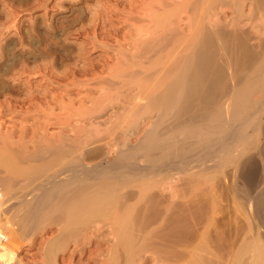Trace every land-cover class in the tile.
<instances>
[{"label":"rangeland","instance_id":"obj_1","mask_svg":"<svg viewBox=\"0 0 264 264\" xmlns=\"http://www.w3.org/2000/svg\"><path fill=\"white\" fill-rule=\"evenodd\" d=\"M203 28L235 45L219 63L230 86L213 103H199L191 116L207 118L251 92L260 106L246 118L254 115L249 120L255 122H229L226 105L225 121L234 126L229 130L227 123L228 141L219 147L178 130V143L204 145L189 153V143L181 145L182 160L195 152L192 163L146 175L148 159L140 150L136 168L146 176L125 175L134 181L118 185L113 203L98 215L71 227L67 214L54 212L30 231L19 230L14 205L23 193L22 199L31 198L34 184L59 172L63 162L45 170L58 151L69 150L68 160L83 158L88 168L107 166L151 133H158L153 141L182 126L188 115L162 121L163 110L152 101L163 91L156 90L157 84L163 88L157 81L173 66L185 72L190 42ZM263 108L264 0H0V204L7 209L4 218H14L0 226L6 264H235L234 256L264 237L254 204L264 189ZM249 158L256 171L252 184L242 173ZM13 163L25 174L44 165L49 176L31 178L33 186L23 192L26 175Z\"/></svg>","mask_w":264,"mask_h":264},{"label":"bare ground","instance_id":"obj_2","mask_svg":"<svg viewBox=\"0 0 264 264\" xmlns=\"http://www.w3.org/2000/svg\"><path fill=\"white\" fill-rule=\"evenodd\" d=\"M204 30H205L204 28L201 29L200 33L197 34L192 39V41L190 42V52H189V55L187 56V58L185 60L186 61L185 69H184L185 72L184 73L181 72L180 65H177L175 67L173 66V68L169 72V75H166V74H168L167 71L170 69V68H168V70H166L167 73L165 72L166 73L165 78L163 80L161 79L162 82L157 81V83L158 82L162 83L163 88L161 87L160 83H159L160 85H158L156 83L157 86L161 88L160 89L156 86V88H157L156 90L158 91V89H159L162 91V89H163V91L161 92V94H159L157 92L159 94V97L157 96L158 98L154 99V100H156L155 102L152 101V103H154L155 106L158 105L156 107H160L163 110L161 112H163L164 114L160 113L162 116V117L161 116L159 117L160 120H162L163 117H164V119H166L167 117L171 116V118H173L174 121H177V119H179L181 117V115H183V116H184V114L188 115V118L186 119V121L183 124H181L182 126L179 125L182 130H180V128L178 126V127L173 129L174 133H171L169 131L166 134L164 133V135L162 134V135L157 136L156 139H154L153 141H151V139L153 137H155L156 135H158V133H155V132L151 133L150 132L151 134L149 133L150 135L147 138L146 143L140 144L135 149H131L132 148L131 147L130 149L128 148L124 152L118 153L117 160L114 163L107 165V166H103V165L98 164L97 166L94 165L93 167L88 168V167L84 166L83 161H82V160H84L83 158H81L82 160L73 159V158L72 159L69 158L70 160H68V157H71V156L67 157L65 155L69 150H67V152H65V153L63 151L64 155L61 154V151L60 152L58 151L57 153L61 154V155L59 154V156H61V157L58 156V158H60V159H58L57 156H55L54 158H52V160L48 161V162H51V164L50 163L48 164L46 160L43 161V164H45V163L48 164V166H45V167H47L46 169H45L44 165L42 164L43 168L45 170H47V173H48V171L53 169V168H51V169L49 168L50 170H48V167L50 165L52 167L53 164L57 165L59 163L58 165H60V164H62L60 162H63V164L60 166L61 168H60L59 172H57V173L55 172L56 174L55 175L52 174V176H51V174H50V176L47 175V173L45 172V170L43 168L35 169V167H34V169L30 168L32 171L30 170L29 172H28L29 169H26L28 172L27 173L25 171V167L22 166L24 168V171L27 173V174H25L22 171L21 167L19 168V166H17L18 165L17 163H16L17 165L13 163L14 165H16L18 167V169H21V171L24 173V175H26V177H24V181H22L24 191L17 189V190H20L21 192L22 191L25 192L27 190V188L29 189L30 185L33 186L34 183L32 182L31 178H40V180H42L41 177L43 175L45 176L44 173H46V175L49 176L48 178H46L47 180H45V179L43 180L44 181L43 183H42V181H40L41 183L39 182L40 184L38 183L39 184L38 186H37V184H34L36 186V189L34 190L35 186L32 188L34 190V193L32 195L30 194L32 192L28 191L27 194L31 195L30 199H25V197L27 198V196L29 198V195L23 197L24 199L21 198L22 196L26 195V193H23V195H20V196L17 194L19 196L18 197L19 199H17V201L19 200L18 202L14 199L17 202L15 205L13 203L14 207L16 208L15 213H14V215H15L14 218L18 219L17 221H19L16 223V224H18V223L20 224L19 230L30 231V227L32 224H34L35 222H37L39 220L43 221L41 219H45V218L47 219V218L51 217L54 212H58V213L61 212V215L67 214L66 216L69 219V223H70L69 226H71V227H72V224L77 225V223H79V222L82 223L85 221L87 216L91 217L92 215H95V214L98 215L97 213L100 212V210L102 208H104L105 205H107L108 201H110L108 203L112 202L111 201L112 195L114 196V193L117 192V186L119 185V188H120V185L125 186V183L129 182L130 178L126 179L127 176H125V175L133 174V176L135 175V177H133V178L137 179L138 175L140 176L141 174H143V173L139 172L140 171L138 169L139 167L136 168L137 157L135 154L140 152V150L146 151L145 157L148 159V166L147 167L145 166L146 168L144 167L145 168L144 171L146 173L143 170H141L146 175H148V173L154 175L155 173L153 170L155 168L161 170V172H168V171L176 170L183 163L184 164L185 163H192V160L194 161V159H191L193 157V155H195V152L193 153V150H192V152H190L191 153L190 157L192 156L191 158L188 157L187 159L185 158L186 160H184V159L182 160V158L185 157L184 154H186V152H184L185 148H187V147H188V149L194 148V151H195V149L200 148V145L203 144L204 142H205L204 144L208 143L211 146L212 145L211 143L215 142V141L218 143L215 142L214 144L215 145L218 144V147H219L220 142L222 145V142H224V139H226V136H227L226 135L227 134L226 128L228 127V129L230 130V128H232L234 126L233 124H231V126L233 125L231 127L229 122L232 123V120L234 122H238L240 120V123L238 122L237 124H242L243 123V122L241 123L242 120L243 121L246 119L249 120V117L251 115L248 118H246L251 112V111L249 112V109L250 110L252 108L255 109L257 107L258 103H260L259 100L257 101V100H255L256 98L254 99L255 95L251 92L238 94L234 98L230 99L227 102L228 104L226 103V105H227L226 114H229V113L231 114L230 117H228V118H231L229 122H228V120L225 121L226 118L224 117L225 116L224 110L226 108V105L221 107L218 111H215L214 115L213 114L209 115L207 118L191 116L194 109L197 108L199 103H213L214 100L217 99V96L230 86L229 75L227 74L226 69H224L225 68V67H223L224 65L222 66L220 64L223 63L222 59L226 60V56H228V53L233 51L232 49L235 45L230 40L219 39L216 34H214L213 32L212 33L209 32L211 30H209L208 32L204 31ZM206 30H208V29H206ZM175 51H173L171 53H174ZM220 51H221V55H222V52H224L225 54L227 53V55L223 54L222 56L223 57L225 56L223 58L219 53ZM220 60H221V62H220ZM158 71L160 72V70H158ZM144 87H145V85H144ZM153 89H155V88H153ZM154 97L156 98V96H154ZM150 103H149V105H150ZM155 103H157V104H155ZM184 104H185V106H184ZM154 105H153V107H154ZM259 106H260V104L258 105V107ZM260 109L262 110V108H260ZM167 113H171V114L166 116L165 114H167ZM227 116L228 115H226V117ZM253 116H251V117H253ZM244 118H246V119H244ZM235 119H237V120L235 121ZM256 119H258V117ZM249 121H251V120H249ZM249 121H247V122H249ZM247 122L244 123L243 125L246 126L248 124ZM253 122H255V121H253ZM253 122L251 121L249 123H253ZM227 123H228V126H227ZM237 124H235V125H237ZM243 125H241V127ZM248 125H250V124H248ZM229 126H230V128H229ZM251 126H253V125H251ZM241 127L238 126L239 130H237V131H240ZM178 130L182 131L183 133L184 132L187 133V135L184 133L187 137L189 135V137H192V138L195 137L194 139H196V137H197V139L200 138L199 140H202L201 144L200 145L198 143H197V145L195 144L197 146V148H195V147L191 146L193 143L192 141H191L192 143L186 141V144L189 143L187 145V147H185L186 144L184 145L183 141H181L183 144L178 143V138L176 139V137H177L176 132ZM237 131H234V135L236 133L239 134V132H237ZM232 133H233V131H231V135H232ZM184 134H181V135H184ZM228 137H229V134H228ZM235 137H236V135H235ZM185 139L189 140L188 138H185ZM226 140L228 141V139H226ZM229 141H231L230 137H229ZM195 142H197V141H195ZM229 144H230V142L227 143L228 146H229ZM181 145H183L184 147ZM195 145H193V146H195ZM189 146H191V147H189ZM202 146H204V145H201V147ZM210 146H209V148H210ZM182 147L184 148L183 149L184 151L181 149ZM209 148H206V149H209ZM214 148H217V147L215 146ZM188 149H187V151H188L187 153H189V151H191V149L190 150H188ZM181 150L184 152V154H183V152H181ZM155 151H157L158 153H155ZM180 152L183 154L182 155L183 157H181ZM263 152H264V150H263ZM68 154L72 155V153L70 154L69 152L67 153V155ZM83 156L86 157L87 155H83ZM11 157L13 158L14 156L11 155ZM72 157H73V155H72ZM4 161H6V160H4ZM39 164H41V163H39ZM31 167H33V166H31ZM54 167L56 168V166H54ZM14 168H15V166H14ZM10 169H13V168L10 167L8 172H10ZM18 169H17V171H18ZM41 169L43 172H41ZM15 171L16 170H14V172ZM242 171H243L242 173L244 174L243 178L248 183L252 184L254 182L255 176H256L255 175L256 171H255V167H254V163H253L252 158H249V159L244 161V163L242 164ZM8 172H7V174L10 175L11 173H8ZM145 174H143V175L146 176ZM130 180L134 181V179H130ZM138 180H140V179H138ZM26 186H27V188L25 189ZM10 187H12V185ZM23 187H21V189H23ZM115 194H117V193H115ZM4 199L6 201L7 197ZM8 199L12 200V198L11 199L8 198ZM117 201H118V199H117ZM117 201H115V203H117ZM6 202H8V201H6ZM1 203H3V202H1ZM3 204H0V209L2 210V212L0 211L1 212L0 213V226L2 224V226L8 227V226H10L9 225L10 221L12 222V220L14 218L13 217L9 218V219L13 218L10 221L7 220L6 218H4V216H5L4 214H5V212H7V209L5 207V204L4 205ZM254 204H255V210H256L257 218L259 219L260 224L264 228V189L258 195H256V197L254 198ZM110 205H111V207L114 206V204H113V206H112V204H110ZM64 215H63V217H64ZM64 218L62 220H66V222H67L68 219H66V217H64ZM124 219H126V217ZM40 221H39V223H40ZM34 225H32V226L34 227ZM10 228H12V227H10ZM15 228H17V226H15ZM64 229H67V228H64ZM68 229H67V231H68ZM70 233H68V234H70ZM71 234H73V233H71ZM258 238H256V239L253 238L254 240L250 242V245L248 243L246 248L243 246L244 250L240 251V253L238 252L239 256L237 255L235 257L233 255L234 256L233 259L237 258L236 259L237 262H234L235 264L236 263H238V264H264V241L261 242L264 237L259 238L261 241ZM134 242H133V244H134ZM130 244H131V242H130ZM235 244H236V242H235ZM141 246H142V244H141ZM133 250L135 251L136 249L133 248ZM205 252L207 253L209 251H205ZM8 253H1V249H0V264H6L4 257ZM210 253H212V252H210ZM197 256H195V257H197ZM12 259H13V255H12ZM211 259H213V258H211ZM9 260L11 261V259H9ZM50 260H53V258ZM225 261H221V262L225 263ZM209 263H211V262H209ZM7 264H9V263H7ZM226 264H227V262H226Z\"/></svg>","mask_w":264,"mask_h":264}]
</instances>
